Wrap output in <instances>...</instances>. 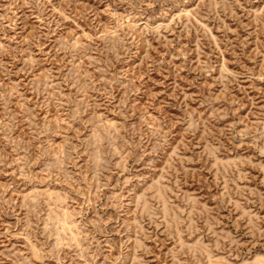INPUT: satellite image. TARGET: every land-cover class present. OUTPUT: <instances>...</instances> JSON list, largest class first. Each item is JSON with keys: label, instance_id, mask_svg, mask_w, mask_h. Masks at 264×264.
<instances>
[{"label": "rangeland", "instance_id": "374dc122", "mask_svg": "<svg viewBox=\"0 0 264 264\" xmlns=\"http://www.w3.org/2000/svg\"><path fill=\"white\" fill-rule=\"evenodd\" d=\"M0 264H264V0H0Z\"/></svg>", "mask_w": 264, "mask_h": 264}]
</instances>
